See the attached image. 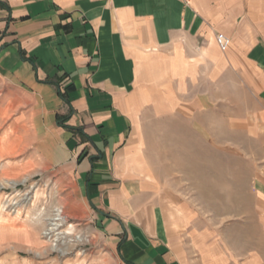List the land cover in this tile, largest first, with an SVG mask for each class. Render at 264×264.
Wrapping results in <instances>:
<instances>
[{
  "label": "crops",
  "instance_id": "obj_1",
  "mask_svg": "<svg viewBox=\"0 0 264 264\" xmlns=\"http://www.w3.org/2000/svg\"><path fill=\"white\" fill-rule=\"evenodd\" d=\"M233 72L264 102V0H0L7 100L120 264H185L137 128L200 109V80Z\"/></svg>",
  "mask_w": 264,
  "mask_h": 264
},
{
  "label": "rangeland",
  "instance_id": "obj_2",
  "mask_svg": "<svg viewBox=\"0 0 264 264\" xmlns=\"http://www.w3.org/2000/svg\"><path fill=\"white\" fill-rule=\"evenodd\" d=\"M200 82V109L139 125L140 161L185 264H264V102L234 72ZM6 90L0 78V264H120Z\"/></svg>",
  "mask_w": 264,
  "mask_h": 264
},
{
  "label": "built area",
  "instance_id": "obj_3",
  "mask_svg": "<svg viewBox=\"0 0 264 264\" xmlns=\"http://www.w3.org/2000/svg\"><path fill=\"white\" fill-rule=\"evenodd\" d=\"M216 36H217V43L220 49L222 51H225L229 46V39L221 33H218Z\"/></svg>",
  "mask_w": 264,
  "mask_h": 264
},
{
  "label": "trees",
  "instance_id": "obj_4",
  "mask_svg": "<svg viewBox=\"0 0 264 264\" xmlns=\"http://www.w3.org/2000/svg\"><path fill=\"white\" fill-rule=\"evenodd\" d=\"M63 96V95H62Z\"/></svg>",
  "mask_w": 264,
  "mask_h": 264
}]
</instances>
